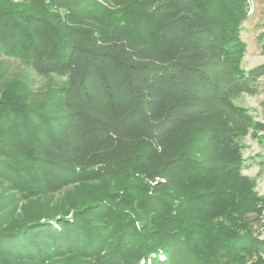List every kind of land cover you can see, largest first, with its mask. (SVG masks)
I'll return each instance as SVG.
<instances>
[{"label":"trees","instance_id":"16d2710c","mask_svg":"<svg viewBox=\"0 0 264 264\" xmlns=\"http://www.w3.org/2000/svg\"><path fill=\"white\" fill-rule=\"evenodd\" d=\"M246 0H0V264H264V196L231 151L248 118ZM216 115L217 124L202 128Z\"/></svg>","mask_w":264,"mask_h":264},{"label":"rangeland","instance_id":"374dc122","mask_svg":"<svg viewBox=\"0 0 264 264\" xmlns=\"http://www.w3.org/2000/svg\"><path fill=\"white\" fill-rule=\"evenodd\" d=\"M239 40L244 52L240 67L252 70L264 66V0H246V14L239 24ZM55 76L43 77L17 59L0 57V81L12 84L30 96H40L49 86L60 83ZM235 106L241 108L248 118V127L239 142V147L231 151L234 160H238L240 174L253 178L256 182L255 191L264 196V75L255 80L249 93L237 94ZM217 116L212 115L202 123V128L217 124ZM255 235L264 239V211L260 222L253 226Z\"/></svg>","mask_w":264,"mask_h":264},{"label":"built area","instance_id":"2783aa9c","mask_svg":"<svg viewBox=\"0 0 264 264\" xmlns=\"http://www.w3.org/2000/svg\"><path fill=\"white\" fill-rule=\"evenodd\" d=\"M11 1H14V2H19V1H21V0H11Z\"/></svg>","mask_w":264,"mask_h":264}]
</instances>
